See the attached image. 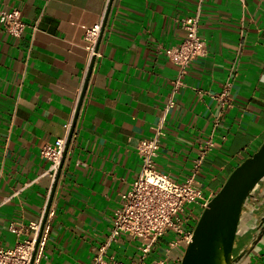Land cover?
<instances>
[{"label": "crops", "instance_id": "obj_1", "mask_svg": "<svg viewBox=\"0 0 264 264\" xmlns=\"http://www.w3.org/2000/svg\"><path fill=\"white\" fill-rule=\"evenodd\" d=\"M110 1L0 0V11L18 8L26 24L19 38L0 24V247L30 238L29 224L43 219L55 178L41 149L67 140L87 82L40 264L92 263L142 170L138 143L158 127V167L179 181L214 136L198 176L207 195L264 141V0H113L90 71L86 33ZM189 16L199 18L207 54L180 75L164 49L184 40ZM140 242L123 234L109 254L137 260ZM167 243L158 240L149 264ZM248 264H264V247Z\"/></svg>", "mask_w": 264, "mask_h": 264}, {"label": "built area", "instance_id": "obj_2", "mask_svg": "<svg viewBox=\"0 0 264 264\" xmlns=\"http://www.w3.org/2000/svg\"><path fill=\"white\" fill-rule=\"evenodd\" d=\"M105 16L86 33L89 61L99 55L97 42ZM198 21V16L183 19L186 32L184 40L177 46L164 49L166 55L179 65L180 75L186 73L192 60L207 54L206 43L199 33ZM0 24L7 33L17 38L21 37L26 28L18 8L0 11ZM226 96L227 90H224L217 95V99L224 101ZM163 134L158 127L154 136L142 139L138 143L137 152L142 162V170L129 190L122 194V202L114 211L112 230L99 247L91 264H149L153 247L169 232L177 236L168 238L164 257L155 259L153 263L169 264L170 252L178 250L179 253L174 260L180 264L184 250L192 239L194 226L214 196L204 192L198 176L216 143L214 136L210 135L199 146L188 176L185 180L179 181L158 167L157 157ZM65 145L66 138H60L54 144H46L41 149L42 156L50 161L48 174L53 178L58 171ZM42 220L29 224L28 228L33 231L30 238L18 241L10 248L0 247V264H40L48 236V226L45 224L42 227ZM12 230L17 234L22 232L15 227H12ZM123 234L141 240L140 256L137 260L122 262L109 254L111 242Z\"/></svg>", "mask_w": 264, "mask_h": 264}, {"label": "water", "instance_id": "obj_3", "mask_svg": "<svg viewBox=\"0 0 264 264\" xmlns=\"http://www.w3.org/2000/svg\"><path fill=\"white\" fill-rule=\"evenodd\" d=\"M110 1L97 50L111 9ZM95 57L91 60L90 71ZM87 82L82 92L81 102L72 124L66 145L55 176L53 189L42 220L45 226L50 212L55 187L59 180L63 163L69 149L74 126ZM264 182V141L249 157L244 159L227 177L220 190L211 198L202 211L188 242L180 264H248L252 257L264 247V191L257 193ZM261 198V199H260ZM251 200L254 201L251 205ZM254 224V226H253ZM257 230L255 234L253 231ZM250 236L248 244L237 254L234 245L237 237Z\"/></svg>", "mask_w": 264, "mask_h": 264}, {"label": "flooded vegetation", "instance_id": "obj_4", "mask_svg": "<svg viewBox=\"0 0 264 264\" xmlns=\"http://www.w3.org/2000/svg\"><path fill=\"white\" fill-rule=\"evenodd\" d=\"M251 203H254V201L251 200ZM264 206V205H263ZM254 226V224H253ZM257 230L254 229L253 234H255ZM250 236L247 234L243 238L237 237L234 245V253L237 255L249 242Z\"/></svg>", "mask_w": 264, "mask_h": 264}, {"label": "rangeland", "instance_id": "obj_5", "mask_svg": "<svg viewBox=\"0 0 264 264\" xmlns=\"http://www.w3.org/2000/svg\"><path fill=\"white\" fill-rule=\"evenodd\" d=\"M196 225V224H195ZM195 227V226H194ZM173 236H177L176 234H174V233H172V232H169V233H167L166 235H165V238H169V237H173ZM241 238H243V237H241ZM186 249V248H185ZM184 252H185V250H184Z\"/></svg>", "mask_w": 264, "mask_h": 264}]
</instances>
